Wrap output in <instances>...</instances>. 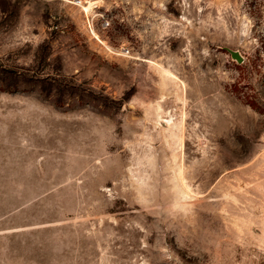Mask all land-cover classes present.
<instances>
[{"label": "rangeland", "instance_id": "1", "mask_svg": "<svg viewBox=\"0 0 264 264\" xmlns=\"http://www.w3.org/2000/svg\"><path fill=\"white\" fill-rule=\"evenodd\" d=\"M0 264H264V8L0 0Z\"/></svg>", "mask_w": 264, "mask_h": 264}, {"label": "trees", "instance_id": "2", "mask_svg": "<svg viewBox=\"0 0 264 264\" xmlns=\"http://www.w3.org/2000/svg\"><path fill=\"white\" fill-rule=\"evenodd\" d=\"M249 3L251 7L253 8V11H261L262 8H264V1L263 0H249Z\"/></svg>", "mask_w": 264, "mask_h": 264}, {"label": "water", "instance_id": "3", "mask_svg": "<svg viewBox=\"0 0 264 264\" xmlns=\"http://www.w3.org/2000/svg\"><path fill=\"white\" fill-rule=\"evenodd\" d=\"M228 50L231 53V56L236 59L239 63H242L244 61V56L239 50L232 48H228Z\"/></svg>", "mask_w": 264, "mask_h": 264}, {"label": "bare ground", "instance_id": "4", "mask_svg": "<svg viewBox=\"0 0 264 264\" xmlns=\"http://www.w3.org/2000/svg\"><path fill=\"white\" fill-rule=\"evenodd\" d=\"M87 10L90 11V10H92V8H90V6H89V7H87Z\"/></svg>", "mask_w": 264, "mask_h": 264}]
</instances>
